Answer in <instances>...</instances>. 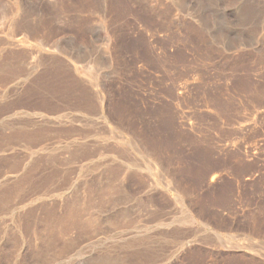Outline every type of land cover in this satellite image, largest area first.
<instances>
[{
  "label": "rangeland",
  "instance_id": "1",
  "mask_svg": "<svg viewBox=\"0 0 264 264\" xmlns=\"http://www.w3.org/2000/svg\"><path fill=\"white\" fill-rule=\"evenodd\" d=\"M0 264H264V0H0Z\"/></svg>",
  "mask_w": 264,
  "mask_h": 264
},
{
  "label": "bare ground",
  "instance_id": "2",
  "mask_svg": "<svg viewBox=\"0 0 264 264\" xmlns=\"http://www.w3.org/2000/svg\"><path fill=\"white\" fill-rule=\"evenodd\" d=\"M234 50V49H233ZM75 203V202H74ZM73 204V203H72ZM76 205V204H75ZM74 207V206H73ZM70 208V207H69ZM72 209V208H71ZM71 212V211H70ZM73 212V211H72Z\"/></svg>",
  "mask_w": 264,
  "mask_h": 264
}]
</instances>
